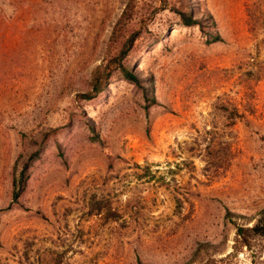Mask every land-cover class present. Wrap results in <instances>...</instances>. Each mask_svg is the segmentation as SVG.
Returning <instances> with one entry per match:
<instances>
[{"label":"rangeland","instance_id":"1","mask_svg":"<svg viewBox=\"0 0 264 264\" xmlns=\"http://www.w3.org/2000/svg\"><path fill=\"white\" fill-rule=\"evenodd\" d=\"M263 207L264 0H0V264H264Z\"/></svg>","mask_w":264,"mask_h":264},{"label":"trees","instance_id":"2","mask_svg":"<svg viewBox=\"0 0 264 264\" xmlns=\"http://www.w3.org/2000/svg\"><path fill=\"white\" fill-rule=\"evenodd\" d=\"M182 15V23L185 25H192L196 23V21L192 18L191 14H184L181 12ZM129 44L132 42V37L128 40ZM127 48L123 49L120 55L118 56V60L120 61L121 57L126 53ZM119 68L124 73V76L132 81H138L137 76L131 72L127 67H125L122 63L119 62ZM108 74L106 75H99L97 74L94 77V81L92 83L91 89L88 92L81 93L80 96L85 99H91L94 96H96L98 93H100L103 90V87L106 83ZM18 183V179H14L13 185H14V198L18 196L19 191L16 190V186ZM230 214H228L229 216ZM231 219V218H230ZM236 230L238 237L241 239L242 242L247 243L248 239V233L251 235H264V207L257 213V216L254 220V222L247 226L245 224L243 225H236Z\"/></svg>","mask_w":264,"mask_h":264}]
</instances>
